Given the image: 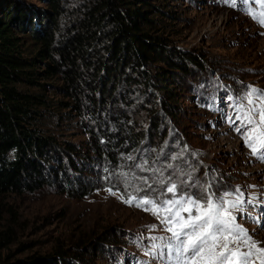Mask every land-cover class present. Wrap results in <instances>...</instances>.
<instances>
[{"label": "rangeland", "instance_id": "rangeland-1", "mask_svg": "<svg viewBox=\"0 0 264 264\" xmlns=\"http://www.w3.org/2000/svg\"><path fill=\"white\" fill-rule=\"evenodd\" d=\"M3 1L0 0L1 5ZM9 1L18 9L28 10V17L35 16L33 25L38 29L39 14L51 11L47 0ZM98 1L63 0L70 10L61 28L72 30L77 14ZM149 2L151 6L146 10L150 17L161 21L148 30L150 34L163 37L170 48L192 53L204 63L203 71L195 69L193 75L186 77L182 90L175 89L179 94L177 120L165 112L160 129L166 130L167 136L157 140L149 134V118L143 110L130 107L124 100L125 87L121 83L113 103L99 120L110 133H117L119 121L135 123L146 133L143 143L136 150L117 152L116 160L93 152L87 160L76 157L84 159L79 160L84 171L74 188L48 185L35 192L0 194V243H6L0 249V261L8 257L11 262L26 263L41 259L43 264L54 262L59 257L57 252L62 251L68 254L69 264H166L167 257L159 259L160 251H166L163 247L155 250V258L145 252L153 243L151 237L170 234L162 230L163 225L150 213L120 199L129 194L143 196L144 192L136 193L134 187L146 185L134 180L133 187H127L110 175L132 171L151 183L158 174L136 168L135 164L142 159L148 160V169H160L165 178L177 166L182 168L188 173L182 177L185 182H199L191 189L194 194H199L200 185L211 183V190L218 195L239 188L245 201L255 197L252 204L245 203L243 213H236L237 223L264 248V162L245 147L241 134L235 130L237 124L229 121L234 110L227 100L229 96H242L249 86L264 91V27L238 3L232 6L226 0ZM141 5L139 2L138 6ZM153 7L160 8L162 13H155ZM29 29L13 32L15 37L23 38L20 51L25 57L34 56L39 48ZM42 83L47 84L44 94L52 104L40 123L46 135L79 147L92 145L90 130L102 138L97 121L57 105L59 101H71L59 90L64 88L60 75ZM177 155V159H171ZM129 156L135 159L130 160ZM153 187L162 191L158 185ZM109 188L116 195H110ZM153 225L156 228L150 231ZM155 243L162 246L164 242L157 239Z\"/></svg>", "mask_w": 264, "mask_h": 264}, {"label": "trees", "instance_id": "trees-1", "mask_svg": "<svg viewBox=\"0 0 264 264\" xmlns=\"http://www.w3.org/2000/svg\"><path fill=\"white\" fill-rule=\"evenodd\" d=\"M47 1L51 11L39 14L40 29L33 25L35 16L28 17V10L18 9L9 0L0 4V194L35 192L48 185L71 189L81 182L84 171V159L80 162L76 157L87 160L93 152L116 160L117 152L138 149L146 133L135 123L119 121L117 133H110L99 120L121 83L127 104L140 107L149 118V134L164 140L167 132L160 129L161 116L166 112L171 119L178 118L175 89L182 90L195 69L204 70L202 58L172 49L166 39L150 34L161 21L146 10L149 0H99L84 9L85 15L77 14L69 31L61 23L70 9L63 0ZM26 27L39 46L31 57L20 51L23 38L13 35ZM59 75L64 80L59 90L71 101L57 105L97 121L102 131V138L89 131L91 146L62 143L40 127L52 105L42 80ZM5 246L0 243V249ZM57 254L54 262L43 264H69L66 252ZM41 261L11 262L8 257L0 264Z\"/></svg>", "mask_w": 264, "mask_h": 264}, {"label": "snow or ice", "instance_id": "snow-or-ice-1", "mask_svg": "<svg viewBox=\"0 0 264 264\" xmlns=\"http://www.w3.org/2000/svg\"><path fill=\"white\" fill-rule=\"evenodd\" d=\"M226 2L232 6L238 3L246 14L264 27V0ZM227 100L232 102L234 110V115L228 117L229 121L237 124L235 130L241 134L245 147L256 159L264 162V91L249 86L242 96H229ZM177 158L178 155L171 157L172 160ZM128 159L135 158L129 156ZM147 165L148 160L142 159L135 167L157 173L158 178L151 183L147 177H138L132 171L110 174L127 187H133L134 180L146 185L143 188L134 187L136 193L143 191V196L129 194L128 198L120 199L129 206L150 213L163 225L162 230L170 234L167 237H151L153 243L145 255L155 258V250L163 247L166 251H160L159 259L167 257L166 264H264V248L237 223L236 217V213L245 211V203L252 204L255 197L245 201L239 188L218 195L211 190V183L200 185L197 195L191 189L199 182H185L182 177L188 173L182 168L177 166L165 178L160 169H148ZM167 167L173 168V165L168 164ZM173 176L177 179L173 180ZM153 185H158L162 191ZM109 193L116 195L111 188ZM155 228L153 225L149 230ZM157 239L164 242L162 246L155 243Z\"/></svg>", "mask_w": 264, "mask_h": 264}]
</instances>
